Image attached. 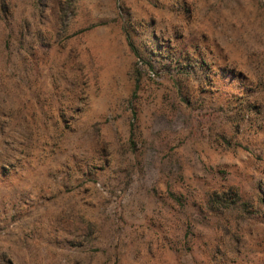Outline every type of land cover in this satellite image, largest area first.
<instances>
[{
	"label": "rangeland",
	"instance_id": "374dc122",
	"mask_svg": "<svg viewBox=\"0 0 264 264\" xmlns=\"http://www.w3.org/2000/svg\"><path fill=\"white\" fill-rule=\"evenodd\" d=\"M5 3L0 264H201L224 182L263 264L264 0Z\"/></svg>",
	"mask_w": 264,
	"mask_h": 264
},
{
	"label": "trees",
	"instance_id": "16d2710c",
	"mask_svg": "<svg viewBox=\"0 0 264 264\" xmlns=\"http://www.w3.org/2000/svg\"><path fill=\"white\" fill-rule=\"evenodd\" d=\"M6 8L7 4L5 0H0V11L5 12ZM123 29L126 33L130 50L136 55L137 50L130 40L128 27H123ZM34 35L38 39L37 41L41 39L39 31H35ZM203 204L205 206L206 218L208 217V220H212L210 224L213 227L212 232L215 233V237L210 239V243L205 242V259L201 264H218V258L225 254V250H228L226 249V242L223 241L221 237L223 236L221 232L225 233V236L229 235L227 242L230 248L235 245L236 254L240 253L241 248L236 245L238 239L234 237V233L239 232L243 234L244 229L241 223L247 221L249 207L253 205V202L244 199L242 195L239 194V191L235 190V187L224 182L218 184L214 188L206 190L203 197ZM218 234H221V236ZM199 246L200 244L198 247ZM221 247L225 248L224 251L220 250ZM222 260L226 262L225 264H236V259L231 257V252ZM262 262L264 264V259ZM191 264L196 263L192 260ZM221 264H223V262H221Z\"/></svg>",
	"mask_w": 264,
	"mask_h": 264
}]
</instances>
